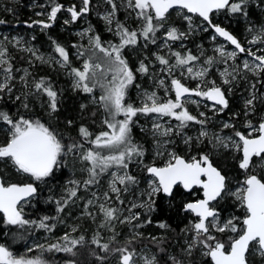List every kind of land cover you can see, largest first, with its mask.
<instances>
[{"label": "snow or ice", "instance_id": "snow-or-ice-1", "mask_svg": "<svg viewBox=\"0 0 264 264\" xmlns=\"http://www.w3.org/2000/svg\"><path fill=\"white\" fill-rule=\"evenodd\" d=\"M111 5V11L104 17L106 21L111 23L117 11V5L114 0H106ZM245 0H240L239 3H232L230 0H128V7L133 10H139L137 17L144 21L142 31L138 34L136 31H130L123 24L117 22L116 35L120 37V43L117 45H109L104 47L101 44L100 38L96 36L92 41V46L104 54L101 62L95 61L89 63L85 62L83 70L71 69L74 76V89L82 91L86 94L93 93L96 87L101 89L102 94L98 100L93 98L94 103H99L105 110L106 118L103 121L108 130L101 131L93 138V134L88 128L81 126L79 128V135L82 141H86L94 147L84 150V143L73 140L71 143H65L63 136L54 129H50L39 120L32 121L20 117L18 120H13L11 116L4 111H0V121L5 122L10 126V138L0 145V160L9 161L17 172L26 174L32 180L43 182L47 178L54 175L57 168L62 164V158L68 153L77 154L80 156L81 161L86 162L88 165L84 171L88 174V179L83 181V185L87 188L89 185L99 183V178L102 174L108 173L109 169L116 168L120 171H113L109 174L112 179L109 181V191L103 193V200L105 202L111 200L113 195L119 205H125V200L122 199V194L130 190V186L137 185L139 181L137 178L128 173L127 169L129 163L135 157H143L144 149L132 141V124L133 118L138 114H158L161 117L174 118L179 123L175 128L169 126L163 127L159 123L153 124V135L159 137H169L172 135H182L183 129L189 126L190 122L204 125L205 120L198 119L192 115L186 108L185 103L187 97L197 96L205 97L214 102L213 109L217 112H223L229 107L228 99L225 92L221 87L216 86L212 82V86L206 90H201L199 86L196 89H190L181 83L179 79L173 78L171 80L172 90L175 92L174 99H168L161 102L155 93L145 94L146 101L139 108L134 107L132 104L126 103L125 96L128 87L133 83L135 76L132 69L129 68L127 61L122 56V49L136 45L138 42V35L142 36L146 42L150 41L155 43L156 33L160 28H164L167 16L170 14L171 9H186L187 13H195L202 17L208 25L214 28L215 33L224 37L227 41L234 45L239 52L246 51L241 46L240 42L228 31L219 25L212 24L210 14L215 10L228 9L232 13L242 12ZM91 0H82V7L77 10L73 5L67 8L70 13L71 21L75 22L80 16L89 11ZM63 8L61 4H55L51 7L48 14V19L54 21L57 13ZM151 10V11H149ZM154 13V14H153ZM191 25L192 17L186 15L184 17ZM69 21H65L68 23ZM3 23V21H0ZM42 23L44 28L50 27L48 23ZM31 26V25H29ZM110 31L112 29H109ZM207 31V28L204 29ZM166 40L176 41L184 39L185 33L178 32L175 27L165 30ZM5 39H7L5 37ZM255 43V41H252ZM19 43V41H17ZM28 51H32L28 49ZM55 51L62 58L58 61L62 64L68 63V53L65 48L57 45ZM222 57L228 59H235L237 52L225 53L222 49H217ZM248 54L253 56L260 64L251 66L248 61L243 64L244 69H247L254 74L259 69L264 72V56H255L250 50ZM6 49H0V66L8 64L9 62L2 59L5 56ZM33 55L35 53L33 52ZM176 57V64L179 66L189 65L190 62L197 61L199 57L191 53L182 56L179 52L174 53ZM157 60L161 65L169 66V60L163 56H157ZM38 59H43L38 57ZM211 64L212 59L206 61ZM102 65L105 67L102 68ZM172 68L169 67L168 71L171 72ZM138 71L141 73L148 72V66L143 62L140 63ZM207 69L197 72V77H203L207 73ZM238 70L234 67L233 72L230 73L225 70L221 75L225 77L224 83L230 84L236 79L233 73ZM5 80L0 83V92L7 90L11 92L9 81L12 79V68L9 65L4 68ZM188 73H192L191 67L187 68ZM111 73V79L103 82L106 79V74ZM25 75H28L25 70ZM230 77V79H229ZM23 80L24 77H21ZM164 81L161 80L160 84L163 85ZM255 89V85H252ZM35 89L38 93H43L48 98V107L51 113L58 111V92L53 89L51 84L47 83L44 79L35 83ZM230 90V89H229ZM16 99H20L17 97ZM256 97L245 102L246 111L245 116H248L253 108V101ZM150 101V103H149ZM194 102V101H193ZM216 106H219L218 108ZM25 107L27 105L25 104ZM87 107L81 105V109ZM123 116V119H117V116ZM204 116V113H200ZM69 125L72 121L67 122ZM246 127L250 130L248 135L240 131L234 132V139L232 136L222 137L216 135L209 142L213 144L214 148H234L239 152L240 158L238 161L239 169L243 170L246 174L242 185L234 192H229L227 177L222 174L220 170L213 166L209 155L203 154L199 157L193 156L191 159L169 152L168 160L162 167L153 165H144L146 171L151 179L148 181V188L141 193L145 199L137 204L131 202L127 205L129 212L128 216L121 219L123 208L108 206L106 203H99V211L103 214L104 223L101 227L112 226L114 229L113 221L119 220L120 223L132 224L133 221L140 220V214L133 212L135 208H145L148 212L154 210L156 198L161 194L166 197H171L174 194V189L177 186H182L184 190L191 191L194 187L198 186L202 190L203 198L194 202H188L184 205V211L191 213L195 216V220L191 223V228L188 231L193 233L192 239L187 243L184 251L187 255L192 254V250L196 247L206 249L205 256L211 258L212 264H248L247 255L255 248L256 251L264 257V176L253 174L252 170L255 167L253 158H259V166L264 168V118L258 124V127L253 126L249 120ZM224 129L235 128V125L225 122ZM257 133V135H252ZM209 137L208 131L202 127L199 135L195 138L196 142L203 143L204 139ZM193 138L188 136L184 138L185 144L192 143ZM171 143L170 140L163 141V144ZM162 146L158 140L157 147ZM107 150L108 154H103ZM164 153L157 151V155ZM74 187L66 189L68 192L67 199L57 201V212H62L74 197H77V191L80 187V181H70ZM37 192V187L34 183L27 184H5L0 180V213H3L4 220L8 225L24 226L34 224L35 221H29L22 215L21 201L28 197H32ZM232 195L239 202L240 206L244 209V215L241 220L240 217H231L220 222L219 212L214 206L213 202L223 200L226 195ZM93 197L99 200L100 197L97 193H93ZM94 200H89L85 205L87 212L88 205H93ZM91 215L90 212H87ZM49 217H44L39 227L49 229L50 226L44 221ZM148 223L151 221L148 220ZM141 225L133 224V227ZM161 228H166L167 225L161 223ZM218 233H234L235 236H229L227 242H222L211 234V230ZM76 229L73 228V231ZM139 235V234H137ZM65 245L53 244L50 245L49 250L55 249L56 251H63L73 253V249L81 244L84 240L80 237L79 240H69L66 234L63 238ZM155 239V238H154ZM115 240V237H113ZM135 237L129 240L125 246L111 247L108 243H100L99 238H94L92 243L97 245L102 252L109 253L115 252L120 254V264H133V257L135 250H130L131 244L134 242ZM37 247H41L37 245ZM31 251V249H29ZM163 251V249H161ZM103 260L104 257H97ZM172 264H183L182 260L176 257L169 258ZM0 264H43L39 259H26L21 257L19 259L13 258L12 253L3 245H0ZM69 264H75L74 261H69ZM145 264H157L156 258L153 256L145 259Z\"/></svg>", "mask_w": 264, "mask_h": 264}, {"label": "rangeland", "instance_id": "rangeland-1", "mask_svg": "<svg viewBox=\"0 0 264 264\" xmlns=\"http://www.w3.org/2000/svg\"><path fill=\"white\" fill-rule=\"evenodd\" d=\"M231 2L239 3L240 0H232ZM13 3L26 8V11L29 13L28 20H30V22H25L22 25L18 22H14L15 19L11 15ZM114 3L117 5V11L111 23H109L104 17L112 9L111 5L108 4L106 0H91L89 11L80 16L75 22L71 21V16L67 11V8L75 5L77 10H79V8L83 6L82 0H68V2L62 4L63 8L57 13V17L54 21L48 19L50 10L45 8V4L40 5L37 0H0V21H3V23H0V49H6L5 56L2 59L9 62L8 64L0 66V83L4 82V68L9 66L10 60L13 59L15 53L23 54L26 63L30 66L29 68L27 66H11L12 79L9 81L11 92H8L7 90L0 92V99H2L3 96L14 98L15 100H17V97H20V99L31 97L30 99L37 103L39 113L38 118H44L41 123L58 132L56 124L48 118L50 110L48 107L47 96L43 93H38L35 89V83L38 82V80L34 76V70L32 69L36 68L38 74L45 68L59 69L63 75L62 77L69 82L73 91H78L73 87L74 76L71 73V69L75 68L83 70V65L86 61L89 63L93 61L99 63L104 57L102 52L92 46V41L96 36L100 38L101 44L104 47H108L109 45H117L120 43V37L116 35L117 22L123 24L130 31H136L138 34L142 31L144 21L137 17V12L139 10L129 8L127 6L128 0H114ZM244 3L252 7L253 17L257 22V25L252 29L247 25L246 16L241 18V24L239 25L241 28L238 29L237 20L233 17L234 13L228 9L213 11L211 15L212 24L226 28L230 34L232 33L234 37L238 39L241 46L246 49L243 53L239 52V50L236 49L234 45H231V43L224 37L215 33L214 28L210 27L202 17H199L195 13H187L186 9L179 8L170 10L164 28H160L156 33L155 43H151L150 41L146 42L142 36L138 35V42L136 45H130L122 49L121 54L127 61L129 68L132 69L135 76L133 83L127 89L125 101L126 103L132 104L134 107L139 108L143 105L146 101V93H155L156 97L161 102L168 99H174L175 92L171 87V80L173 78L179 79L193 89H196L197 86H199L201 90H206L208 87L212 86V82H215V85L221 87L230 99L229 107L223 112H217L213 109V103L207 98L197 96L187 97L186 99L188 102L185 103V108L198 119L205 120L206 123L202 126L190 122L189 126L183 129L182 135H172L169 137L154 136V123H159L165 128L169 126L175 128L179 122L174 118L166 116L161 117L154 113L147 115L142 113L138 114L137 117L133 118L134 123L131 126V136L132 134L135 135L134 138L132 137V141L140 139L147 147L145 146L144 156L140 157L143 161L140 159L137 162L136 159H139V157H135L132 162L129 163L127 169L129 174L134 176L136 172L144 170V165H157L155 164L157 161H162L158 166H164L168 160L167 153L169 152H175L186 159H191L193 156L199 157L200 155L207 154L211 160L220 159L223 164L228 160L232 161L235 159L238 165L241 155L239 152L231 147L228 149L214 148L213 144L209 141L216 135L222 137L232 136L234 139H237L234 137L235 131H240L241 133L248 135L250 130L246 127L247 122L250 120L253 126L258 127L259 122L264 118V72H260L259 69H257V72L254 74L243 67L245 61H248L251 66L260 64V61L249 55L247 50L255 53V56H264V0H245ZM243 10H246V8L243 7ZM26 11L24 10V12ZM186 15L192 17L191 25H189L188 20L184 18ZM92 19L99 23V30H96L94 27ZM38 21L54 24L58 30L65 32L66 37L64 38V41H59L58 43L50 45L44 40L36 41V35L43 28L42 23H36ZM65 21L69 22L65 23ZM172 27H175L178 32L185 33L186 37L176 41L168 40L167 43H165V30ZM205 28H207V31L204 30ZM109 29L112 30L110 31ZM5 37L7 39H5ZM17 41H19V43H17ZM252 41H255V43ZM57 45L65 48L68 53L69 59L67 64L58 62L61 61L62 58L55 51ZM28 49H31L32 51H28ZM217 49H222L225 53L235 51L237 52V56L235 59L222 57ZM33 52L35 55H33ZM176 52H179L182 56L191 53L192 55L199 57V59L190 62L189 65L179 66L176 64V57L174 55ZM157 56H163L168 59L169 66L161 65L156 58ZM38 57H42L43 59H38ZM209 58L212 59L211 64L206 63ZM141 62L148 66L147 73H141L138 71ZM103 67L105 66L102 65V68ZM169 67L172 68L171 72L168 71ZM188 67L193 69L191 74L187 72ZM234 67L238 70L233 73V75L236 76V79L230 84H225L223 82L225 77L221 74L224 73L225 70L232 73ZM205 68L208 70L206 75L203 77H197L195 75L197 72ZM25 70H27L28 75H25ZM21 77H24V79L22 80ZM107 79H111V73L106 74V79L103 82L106 83ZM161 80L164 81L163 85L160 84ZM252 85H255V89L252 88ZM101 94V89L96 87L93 93L86 94V100H84L85 102L83 103V105H86L87 107H95L99 118L93 131L91 130L93 138L99 132L108 130L103 123L106 118L104 108L99 103L93 102V98L98 100ZM253 95L256 97L253 101L254 110L251 111L248 116H245V102L252 98ZM216 107L218 108L219 106ZM200 113H204V116H201ZM117 119H123V116H117ZM225 122L235 125V128L224 129L223 124ZM0 127L2 131L7 134L9 139L11 135L10 126L2 124ZM202 127L208 131L209 137L204 139L203 143H198L195 138L199 135ZM252 135H257V133H252ZM188 136L192 137L193 141L190 144H185L184 138ZM63 138L65 142L66 139L65 137ZM158 140L162 143V146L159 147V149L157 147ZM165 140H170L171 143L163 144V141ZM67 143H70V141L68 140ZM86 143L89 144L88 142ZM89 145L94 147L91 144ZM157 151L164 154L157 155ZM104 152L107 153V150ZM77 157V161L71 163L72 169L71 171L69 170L71 175H80L86 172L84 171L87 167L86 162L81 161L79 155H77ZM253 160L255 164V167L252 170L253 174L264 176V168L259 166V158L254 157ZM113 171L120 170L114 167L111 168L109 173ZM221 171L227 177L230 193L236 191V189L242 185L243 179L246 175L243 170H241L239 175H226L224 170L221 169ZM0 173L3 180H7L8 184L38 182L32 180L26 174L17 172L9 161L0 160ZM109 173L103 178L102 194L99 195L100 199L96 200L95 197L91 196L90 200H94V204L88 205L87 207V212L91 213L89 216L93 217V219L98 217L101 221V225L104 223V217L99 211V203H106L108 206L119 207V204H115L116 202L113 200L107 202L103 200V193L109 191V181L112 179ZM150 179L151 177L149 174L145 177L143 173L140 179L137 178L139 183L130 186V190L127 193H132L137 189V195H131L125 205H120V208H123L120 217L121 219L129 215L127 210L128 204L131 202L139 204L145 199L141 196V193L147 190L148 181ZM69 182L70 181H67L65 183V190L71 188L72 184ZM197 194V192H192L191 196H196ZM227 198L232 200L238 211L243 209L234 196L229 194L226 195L224 199ZM223 200H220L218 203H213L219 212L220 222L223 223L233 216L240 217L242 220L243 216L238 214L236 210L227 213L226 216L221 215L218 206ZM28 203L29 202H26L25 204L27 205ZM70 208L71 212L76 211L74 203L71 204ZM136 209L138 208L133 209V212H137ZM87 212L86 215H88ZM82 213L83 212H81V214ZM68 216H72L73 220L76 218L74 214H68ZM195 219V216L189 217L188 224L190 227ZM112 224L114 225V229L112 226L102 227V229L106 233H112L115 229H118V232H121V234L126 237L137 235L136 228L131 224L120 223L119 220L113 221ZM125 224H128V227L125 228L127 230L123 232V225ZM73 228L72 225L71 228L69 227L70 230ZM211 234L224 242H227L229 236H235L234 233H229V235H227V233H225V235H219L220 233L216 232L214 229L211 230ZM224 237H226V240ZM191 239L192 236L186 239L185 247ZM48 240L49 237L46 239V237L40 236L31 244V247L32 249H35L37 245L41 246ZM0 245L5 246V243L0 241ZM196 248L199 253L204 255L206 249L199 246ZM249 253L257 259L262 257L255 248ZM12 256L13 258L19 259L15 255ZM153 256L156 258L157 264H159L156 253L149 247H145L144 249L135 252L133 264H145V259H149Z\"/></svg>", "mask_w": 264, "mask_h": 264}, {"label": "trees", "instance_id": "trees-1", "mask_svg": "<svg viewBox=\"0 0 264 264\" xmlns=\"http://www.w3.org/2000/svg\"><path fill=\"white\" fill-rule=\"evenodd\" d=\"M37 1L40 5L45 4V8L48 10L55 4L62 5L68 2V0ZM243 7H245L246 10L233 14V17L237 20V27L238 29L241 28V26H239L241 24L240 20L246 16L247 25L252 29L257 25L256 19L253 17L252 7L246 3L243 4ZM24 10L26 11V8L15 3L12 4L11 15L15 19L14 22H18L21 25L25 22H30V20H28L29 13L28 11L24 12ZM92 22L96 30H99V23L94 19H92ZM49 25L50 27H43L41 31L38 32L36 41L44 40L49 45L64 41L66 33L58 30L54 24ZM9 65L13 67L17 65L30 67L26 63L23 54L18 53L14 54ZM32 70H34V76L38 81L44 79L58 92V111L54 113L50 112L48 118L56 124L58 132L65 137V143H67L68 140L70 143L76 140L84 143V150L92 148L86 141H82L79 135V128L81 126L88 128L91 132L99 119L95 107L81 109V105H83L85 102L84 100H86V93L82 91H73L69 82L62 77L63 75L59 69L45 68L39 74L36 72V68ZM30 98L31 97L15 100L14 98L3 96V98L0 99V111L7 112L13 120H18L20 117H23L32 121L39 120L42 122L44 118H38L37 103L33 102ZM25 104L27 107H25ZM69 120L72 121L71 125L67 123ZM2 124L6 123L0 121V126ZM132 137L134 138L135 135L132 134ZM7 140V134L2 131L0 127L1 145ZM133 143L145 149L146 145L142 140L138 139L133 141ZM103 154L106 155L107 153L103 152ZM76 159H78L77 154L69 153L65 155L62 158L61 166L56 169L53 176L47 178L43 183L36 182V197L27 201L29 202L27 205L25 203L21 205L24 218L29 221H35L34 224L24 225L22 227L8 225L3 216L0 215V241L5 243L4 247H6L12 255L18 258L24 257L26 259L39 258L43 264H69V261H74L75 264H120V254L115 252H102L97 245L92 243L93 239L99 238L101 244L108 243L111 248L125 246L129 240L135 237L134 242L130 246V250L134 249L136 252L145 247H149L158 256L159 264H172L169 259L170 257L182 259L183 264H212L211 258L199 253L197 248L193 249L190 256L184 252L185 241L192 236V232L188 231V229L191 228L188 224L189 217H194L193 214L184 211V205L191 196L189 192H185L178 186L174 189V194L171 197H166L163 194L157 197L153 211L148 212L145 208L136 209L140 214V220L138 222L133 221L131 225L133 226V224L137 223L141 225L139 227H134L139 235L126 237L122 235L121 232H118V229H115L112 233H106L101 227L100 219L98 217L93 219V217L86 215L84 206L90 200V197L93 196V193H97L98 195L102 194L103 178L106 177L109 172L100 176L98 184L89 185L85 188L83 181L88 179L87 172L80 175L70 174L72 169L71 163L77 161ZM140 159L139 157L136 161L138 162ZM141 161H143V159H141ZM161 162L162 161H157L155 164L160 165ZM212 162L220 170H224L226 175H239L241 172L235 159L232 161L228 160L224 164L220 159H213ZM110 170L111 169H109V171ZM143 173L145 177L148 176V173L144 170L136 172L134 176L140 179ZM73 180L81 182L77 191V197L69 200L62 212H57V201L67 199L68 197V192L65 190V183ZM4 182L8 184L7 180H4ZM71 187H74V185ZM196 191L198 194L194 196L193 199L203 196L201 189H197ZM131 195L136 196L137 189L132 193L123 194L121 198L124 199L126 203ZM111 200L116 202L114 195ZM72 203H74V208H76V211L73 212L70 211ZM115 204L118 203L116 202ZM119 207L121 206L119 205ZM218 209L222 216H226L227 213L235 210L241 216L244 215V209L238 211L230 198L221 201ZM81 212L83 213L81 214ZM68 214H74L76 217L75 220H73L72 216L69 217ZM44 217H49L44 223L50 226V230L39 227ZM148 220L151 222L148 223ZM161 223L166 224L167 227L161 228L159 226ZM71 225L76 229L75 231L69 229ZM123 227L124 232L127 230L125 228L128 227V224L123 225ZM66 234L69 240H79L80 237L84 238L83 242L73 249L74 255L72 253L56 251L55 249L49 250L50 245H65L68 243L63 239ZM219 235H225V233H220ZM227 235H229V233H227ZM40 236H44L46 239L49 237V240L41 245V247L32 249L31 244ZM113 237H115V240H113ZM224 238L226 240V237ZM218 240L223 241L221 239ZM29 249H31V251H29ZM161 249H163V251H161ZM98 256L104 257V259H98ZM248 261L263 263L264 257L257 259L248 253Z\"/></svg>", "mask_w": 264, "mask_h": 264}, {"label": "water", "instance_id": "water-1", "mask_svg": "<svg viewBox=\"0 0 264 264\" xmlns=\"http://www.w3.org/2000/svg\"><path fill=\"white\" fill-rule=\"evenodd\" d=\"M232 0H230V2H231ZM215 11V10H214ZM211 15V14H210ZM182 84H184L183 82H181ZM185 85V84H184ZM186 87H188L187 85H185ZM188 88H190V87H188ZM190 89H193V88H190ZM223 91V90H222ZM194 96V95H193ZM226 98H227V96H226ZM228 99V98H227ZM211 103H213L214 104V102L213 101H211V100H209ZM183 157V156H182ZM186 159V158H185ZM211 162H212V160H211ZM213 163V162H212ZM153 166H156V165H153ZM213 166L214 167H216L218 170H220L216 165H214V163H213ZM157 167H162V166H157ZM221 171V170H220ZM222 172V171H221ZM223 174V173H222ZM0 180H3V177H2V175H1V173H0ZM3 182H4V180H3ZM5 183V182H4ZM28 183H31V182H28ZM6 185H7V183H5ZM11 184H27V183H11ZM37 187V186H36ZM196 187H198V186H196ZM196 187H194V188H196ZM193 188V189H194ZM199 188V187H198ZM192 189V190H193ZM187 191V190H186ZM37 195V192H36V194H34L32 197H28V198H26L24 201H21V205L22 204H24V203H26L27 201H29L31 198H33V197H35ZM189 202H194V201H189ZM20 205V206H21ZM2 216H3V213H0ZM3 218H4V216H3ZM248 264H254V263H251V262H249L248 261ZM264 264V263H263Z\"/></svg>", "mask_w": 264, "mask_h": 264}, {"label": "flooded vegetation", "instance_id": "flooded-vegetation-1", "mask_svg": "<svg viewBox=\"0 0 264 264\" xmlns=\"http://www.w3.org/2000/svg\"><path fill=\"white\" fill-rule=\"evenodd\" d=\"M213 13V12H212ZM212 13H211V15H212ZM211 15H210V19H211ZM220 27H222V26H220ZM222 28H224V27H222ZM226 31H228L226 28H224ZM230 33V32H229ZM232 34V33H231ZM233 35V34H232ZM234 36V35H233ZM236 38V37H235ZM238 40V39H237ZM182 82V81H181ZM186 85V84H185ZM189 87V86H188ZM191 88V87H190ZM225 95H226V93H225ZM227 96V95H226ZM227 98H228V96H227ZM229 98H228V102H229ZM215 165V164H214ZM156 166H158V165H156ZM178 187V186H177ZM179 187H181L182 188V186H179ZM183 189V188H182ZM197 189H200V188H198V187H196V188H194L193 190H191V191H186V190H184L185 192H189L191 195H192V192H197L196 190ZM202 191V190H201ZM197 196V195H196ZM194 198V196H190L188 199H187V202L186 203H188L189 201H196V200H199V199H202L203 198V196L202 197H198L197 199H193ZM214 203V202H213ZM1 215V214H0ZM2 216V215H1ZM247 259H248V255H247ZM249 262H251V261H249ZM251 263H253V262H251ZM264 263V262H263ZM263 263H254V264H263Z\"/></svg>", "mask_w": 264, "mask_h": 264}, {"label": "bare ground", "instance_id": "bare-ground-1", "mask_svg": "<svg viewBox=\"0 0 264 264\" xmlns=\"http://www.w3.org/2000/svg\"><path fill=\"white\" fill-rule=\"evenodd\" d=\"M11 184V183H10ZM36 185V183H34ZM37 186V185H36Z\"/></svg>", "mask_w": 264, "mask_h": 264}]
</instances>
